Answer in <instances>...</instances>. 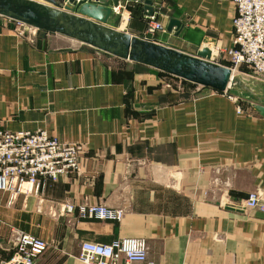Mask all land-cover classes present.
I'll use <instances>...</instances> for the list:
<instances>
[{
    "label": "crops",
    "instance_id": "crops-1",
    "mask_svg": "<svg viewBox=\"0 0 264 264\" xmlns=\"http://www.w3.org/2000/svg\"><path fill=\"white\" fill-rule=\"evenodd\" d=\"M118 4L107 25L143 36L144 0ZM150 5L165 26L151 41L191 54L206 46L211 57L232 45L231 0ZM171 17L179 31H167ZM14 26L0 19V129H45L78 143L80 170L10 203L0 192V264L13 255L16 229L47 242L34 264H88L77 257L81 241L122 236L145 238L144 264H264V211L245 205L248 192L264 193V115L255 109L264 79L242 77L252 88L231 89L235 100L75 38L20 36ZM64 202L124 211L118 220L84 217Z\"/></svg>",
    "mask_w": 264,
    "mask_h": 264
},
{
    "label": "built area",
    "instance_id": "built-area-1",
    "mask_svg": "<svg viewBox=\"0 0 264 264\" xmlns=\"http://www.w3.org/2000/svg\"><path fill=\"white\" fill-rule=\"evenodd\" d=\"M231 1L235 11L232 18V45L221 50L229 57L231 70L245 67L255 78L264 79V0ZM112 11L120 12V5L113 6ZM158 15V11L145 15V30L141 38L149 40L156 32L165 31ZM4 18L6 17L0 15V19ZM14 23V31L20 36L35 35L38 31L37 28L22 22L14 20ZM230 90L231 88L227 87L220 92L227 93L231 99L237 100V96L229 92ZM238 110L240 111V106ZM78 151V143L60 141L45 129H0V192L7 193V202L10 203L20 192H39L44 188L47 179L56 180L60 175L78 172ZM245 205L264 211V193L259 190L248 192ZM63 209L65 212L77 209L78 214L84 217L112 220L120 219L124 211L121 207L101 203L75 205L72 202H64ZM46 246L44 239L16 229L14 252L9 262L16 259L24 264H34L37 255ZM146 254L145 238L122 236L110 242L83 240L77 257L88 264H117L121 256L126 263L144 264Z\"/></svg>",
    "mask_w": 264,
    "mask_h": 264
},
{
    "label": "water",
    "instance_id": "water-1",
    "mask_svg": "<svg viewBox=\"0 0 264 264\" xmlns=\"http://www.w3.org/2000/svg\"><path fill=\"white\" fill-rule=\"evenodd\" d=\"M151 12V0H144ZM111 4V5H110ZM118 0H0V15L33 26L45 33L75 38L105 53L137 62L170 76L217 91L251 90L252 81L231 75V69L211 60V49L202 47L195 55L156 43L107 25ZM183 23L171 17L167 31H178ZM264 115V106L256 104ZM227 207L235 208L228 204ZM8 264H24L12 260Z\"/></svg>",
    "mask_w": 264,
    "mask_h": 264
},
{
    "label": "rangeland",
    "instance_id": "rangeland-1",
    "mask_svg": "<svg viewBox=\"0 0 264 264\" xmlns=\"http://www.w3.org/2000/svg\"><path fill=\"white\" fill-rule=\"evenodd\" d=\"M120 27H123V25L121 24V26ZM121 30V29H120ZM75 43H77V44H80V45H84V43H80V42H78V41H75ZM183 52H185V53H188V52H186V51H183ZM188 54H191V53H188ZM191 55H195V54H191ZM211 60L212 61H214V62H216V63H218V64H222V65H224V66H227V67H229V66H231V62H230V59H229V57H227L226 55H222V53L221 54H218V53H215V55L214 56H212V58H211ZM227 64V65H226ZM230 68V67H229ZM235 75H239V76H241V78L242 77H253L254 78V76H252L250 73H248V71L247 70H243V69H239V68H237V69H235V70H231ZM235 93H237L238 95H241L240 93H238V92H235Z\"/></svg>",
    "mask_w": 264,
    "mask_h": 264
},
{
    "label": "bare ground",
    "instance_id": "bare-ground-1",
    "mask_svg": "<svg viewBox=\"0 0 264 264\" xmlns=\"http://www.w3.org/2000/svg\"><path fill=\"white\" fill-rule=\"evenodd\" d=\"M124 24H125V19L122 21V25H124ZM231 75L236 76V77H241L239 75H235L232 71H231ZM243 93H245L247 96H250V97H253L254 96L253 93H249V92H243Z\"/></svg>",
    "mask_w": 264,
    "mask_h": 264
},
{
    "label": "trees",
    "instance_id": "trees-1",
    "mask_svg": "<svg viewBox=\"0 0 264 264\" xmlns=\"http://www.w3.org/2000/svg\"><path fill=\"white\" fill-rule=\"evenodd\" d=\"M141 19H142V22H143V24H144V26H145V24H146V20H145V18L142 16ZM157 71H159V70H157ZM159 72L162 73V74H166V73H164V72H162V71H159ZM166 75H168V74H166Z\"/></svg>",
    "mask_w": 264,
    "mask_h": 264
}]
</instances>
